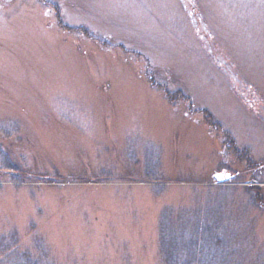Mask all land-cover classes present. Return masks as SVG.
<instances>
[{"label":"rangeland","instance_id":"rangeland-1","mask_svg":"<svg viewBox=\"0 0 264 264\" xmlns=\"http://www.w3.org/2000/svg\"><path fill=\"white\" fill-rule=\"evenodd\" d=\"M0 260L264 264V0H0Z\"/></svg>","mask_w":264,"mask_h":264},{"label":"trees","instance_id":"trees-1","mask_svg":"<svg viewBox=\"0 0 264 264\" xmlns=\"http://www.w3.org/2000/svg\"><path fill=\"white\" fill-rule=\"evenodd\" d=\"M0 261H2V260H0ZM0 264H6L5 262H2V263H0Z\"/></svg>","mask_w":264,"mask_h":264},{"label":"water","instance_id":"water-1","mask_svg":"<svg viewBox=\"0 0 264 264\" xmlns=\"http://www.w3.org/2000/svg\"><path fill=\"white\" fill-rule=\"evenodd\" d=\"M219 178L221 177V175L218 176Z\"/></svg>","mask_w":264,"mask_h":264}]
</instances>
